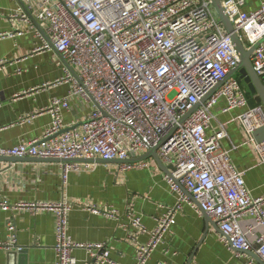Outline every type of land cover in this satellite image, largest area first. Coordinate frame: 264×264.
I'll return each instance as SVG.
<instances>
[{
  "label": "built area",
  "instance_id": "1",
  "mask_svg": "<svg viewBox=\"0 0 264 264\" xmlns=\"http://www.w3.org/2000/svg\"><path fill=\"white\" fill-rule=\"evenodd\" d=\"M20 1L11 17L32 26L43 43L41 49L53 48L75 75L67 68L71 91L47 108L53 120L43 138L10 149L0 147V157L114 162L159 147L158 157L173 168L166 182L178 202L156 220L149 241L138 248L136 264H150L184 203L194 207L185 191L217 224L228 248L236 250L238 257L254 252L264 263V234L254 246L241 227L242 220L250 217L264 229V196H251L244 172L222 149L226 131L208 135L215 119L212 109L225 99V112L247 109L238 119L264 158V142H256L253 136L264 127V109L250 108L239 80H227L241 59L211 0ZM222 6L245 48L260 44L251 62L264 84V1L250 13L244 11L245 0H224ZM11 36L0 34V39ZM6 62L0 61V67ZM73 98L93 104L94 109L78 127L65 130L63 114L70 110ZM60 166L65 180L70 172L91 168L77 163ZM145 167L144 162L123 164L120 170ZM9 207L0 202V208ZM16 208L53 214L55 264H77L76 250L88 252L89 264H114L106 243H78L69 236V202ZM101 208L91 206L90 211L118 218L115 208ZM130 220L132 227L145 230L140 217L131 214ZM8 229L9 245H15L14 225ZM2 247L10 246L0 243Z\"/></svg>",
  "mask_w": 264,
  "mask_h": 264
},
{
  "label": "crops",
  "instance_id": "2",
  "mask_svg": "<svg viewBox=\"0 0 264 264\" xmlns=\"http://www.w3.org/2000/svg\"><path fill=\"white\" fill-rule=\"evenodd\" d=\"M263 1L245 0L244 11L257 10ZM19 3L0 0V34H13L0 39V61H7L0 67V147L5 149L43 138L53 120L47 108L54 99L67 97L71 91L63 58L53 48L41 49L43 43L32 26L11 17ZM19 32L23 34L18 35ZM235 78L246 93L249 107L264 109L240 74ZM226 106V100L220 99L212 109L215 119L208 135L226 131L227 137L221 141L222 149L230 152L233 164L244 172L251 196L262 197L264 158L238 119L247 109L225 112ZM93 109V104L73 98L70 110L63 114L65 130L78 127ZM144 163L145 168L127 171L120 170L122 164H90L91 168L81 173L70 172L65 180L61 163L0 161V202L10 206L0 208V243L10 246L0 248V264H55L53 214H32L16 206L60 202L72 205L68 234L73 241L106 243L114 264H136L138 248L149 241L156 220L178 202L166 182L167 174L156 161L151 158ZM192 202L194 207L188 203L182 205L176 224L150 264L257 262L250 254L238 257L236 250L228 248L222 242L223 234L211 224L208 226L196 202ZM91 206L115 208L119 216L114 219L104 212L94 214ZM131 214L141 218L144 231L131 226ZM9 224L14 225L15 245H9ZM241 227L251 244L257 245L264 229L256 227L250 217L242 220ZM17 248L23 251L17 252ZM74 256L77 264H89L86 250H76Z\"/></svg>",
  "mask_w": 264,
  "mask_h": 264
},
{
  "label": "water",
  "instance_id": "3",
  "mask_svg": "<svg viewBox=\"0 0 264 264\" xmlns=\"http://www.w3.org/2000/svg\"><path fill=\"white\" fill-rule=\"evenodd\" d=\"M20 1V0H19ZM213 7L215 9V12L220 20V22L222 23V25L224 26L225 30L227 31L228 34L231 35L232 41L239 53L240 56V64L237 68H235L228 76L227 80L230 78L235 77L237 74H240L241 79L244 80L247 85L248 88L250 90V92L254 95H257L255 100L258 104L262 103L264 105V84L262 83L261 79L257 76L252 62H251V57L252 54L254 53V51L256 50V48L260 45H256L253 46L251 48H249L248 50L245 48V46L243 45V43L240 41L238 35L235 33V29L232 25V23L230 22V20L228 19V17L226 16L223 6H222V2L221 0H211ZM21 3V1H20ZM22 4V3H21ZM67 68L70 70L71 74L75 75L74 70L66 63ZM226 81V80H225ZM224 83V82H223ZM219 84L208 96L207 98L204 100V102L210 97L212 96L223 84ZM253 136L255 138V140L258 143H261L262 141H264V127L256 130L253 133ZM159 147L150 149L146 154L140 156V157H136L134 154L130 155V159L126 160V161H114V162H108V161H104V160H85V159H76V160H59V159H36V158H14V157H0V161L2 162H24V161H32V162H48V163H77V164H112V163H116V164H133V163H140V162H144L148 159L153 158L157 165L159 166V168L165 172L168 176L171 177V171H172V167H167L165 166L162 161L160 160V158L157 155V150ZM185 191V190H184ZM185 193L187 194V196L195 202L194 198L188 194L186 191ZM197 204V203H196ZM197 206L199 207V209L201 210L208 226L209 224H211L214 228H216L217 231H219L221 234H223V232L220 230V228L217 226V224L213 221V219L205 212L201 209V207L199 206V204H197ZM244 254H250L251 256L255 257V259L257 260L258 263L260 264H264L259 257H257L255 254L253 253H249V252H242Z\"/></svg>",
  "mask_w": 264,
  "mask_h": 264
}]
</instances>
